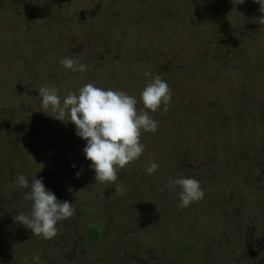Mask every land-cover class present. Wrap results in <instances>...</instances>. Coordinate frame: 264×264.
I'll use <instances>...</instances> for the list:
<instances>
[{"label":"rangeland","instance_id":"obj_1","mask_svg":"<svg viewBox=\"0 0 264 264\" xmlns=\"http://www.w3.org/2000/svg\"><path fill=\"white\" fill-rule=\"evenodd\" d=\"M259 7L255 0H0L4 262L35 264L39 256V264H219L229 250L230 264H244L234 258L252 254L254 236L264 237ZM63 58L87 70L66 69ZM145 73L159 74L171 89L166 110H148L158 130L141 133L143 154L118 169L115 183L96 182L70 112L64 121L53 118L58 113L42 107L38 89L55 87L63 102L94 83L135 96L139 110L151 81ZM150 162L159 165L151 175ZM20 174L29 185L42 178L58 200L73 203L55 238L35 236L13 219L31 204L23 199L29 189L16 183ZM182 177L198 180L204 192L187 207L170 183ZM9 244L27 255L9 252Z\"/></svg>","mask_w":264,"mask_h":264},{"label":"clouds","instance_id":"obj_2","mask_svg":"<svg viewBox=\"0 0 264 264\" xmlns=\"http://www.w3.org/2000/svg\"><path fill=\"white\" fill-rule=\"evenodd\" d=\"M245 0H232L234 5L243 4ZM262 14L256 19L264 25V0H255ZM60 63L73 72H84L86 66L79 59L63 58ZM140 93L143 109L137 108L138 100L121 90L103 89L94 83H87L78 92H69L61 102V97L55 87L42 86L38 95L42 98V107L51 108L58 113L53 117L64 121L66 110L70 112V121L76 126V135L86 141L83 152L91 161L95 171L96 182L115 183L118 179V169L125 168L129 163L139 159L145 146L140 142L142 132H156L158 122L149 114L155 113L161 105L171 101V89L159 74L152 75ZM75 167V165H73ZM159 165L150 162L146 171L154 174ZM77 176L80 172L76 173ZM16 183L22 188L29 189L24 195L25 201L31 202L29 215L19 213L13 219L30 229L35 236L53 239L58 235L57 223L73 216V203L60 201L55 194L48 190L41 179H34L29 185L28 179L20 174ZM173 187L179 186L180 207H187L204 197L200 183L194 178H178L170 181ZM116 192L121 186L116 184ZM35 264L40 257L34 256Z\"/></svg>","mask_w":264,"mask_h":264},{"label":"flooded vegetation","instance_id":"obj_3","mask_svg":"<svg viewBox=\"0 0 264 264\" xmlns=\"http://www.w3.org/2000/svg\"><path fill=\"white\" fill-rule=\"evenodd\" d=\"M262 152H264V149L263 150H261ZM262 154V153H261ZM255 160L257 161L258 160V163L260 162V161H262V160H260V158H259V155H257V157L255 158ZM18 193H20V192H18ZM11 195H15L13 192H11ZM18 195V194H17ZM6 198H3L2 197V200H5ZM10 199V198H9ZM18 200V197H12L11 199H10V201H17ZM5 202V201H4ZM1 204H3V202H1ZM28 204H30V203H28ZM28 204H26V205H28ZM26 205L24 204L23 206H22V208H21V210H19V211H17L18 212V214L23 210V214H25V213H27V212H29L30 210H31V204H30V206L27 208L26 207ZM1 207H2V205H1ZM26 209V210H25ZM3 209L2 208H0V222L2 223V220H3V213L1 212ZM17 214V215H18ZM3 237V238H2ZM259 237H263V236H258L257 238L254 236V238L256 239V242H257V240H258V242H259V244H258V242H257V244H255V250H254V252L252 253V254H245V253H242V254H239L240 255V257H236V258H234V259H236L237 261H241V262H243L244 264H264V244H262V242H264V240H262V241H259ZM6 236H5V234L2 232V231H0V242H5L6 241ZM264 238V237H263ZM5 247H7V249H9V252H11V250H10V248H13L14 250H13V252L17 255H19V256H22V255H24V256H26L27 255V253H28V251H26V250H18L19 249V247L18 246H15V247H11V244H9V245H6ZM199 256H203L202 255V253H199ZM223 258L220 260V262H219V264H230V262L232 261V252H230L229 250H227V254L226 253H224L223 252ZM242 257V258H241ZM25 260H28V258H24ZM233 259V260H234ZM0 264H7L6 262H4V260H3V258L2 257H0Z\"/></svg>","mask_w":264,"mask_h":264},{"label":"trees","instance_id":"obj_4","mask_svg":"<svg viewBox=\"0 0 264 264\" xmlns=\"http://www.w3.org/2000/svg\"><path fill=\"white\" fill-rule=\"evenodd\" d=\"M38 6H39V5H38ZM39 7H40V6H39ZM39 7H38V8H37V7H34V8H35L38 12H40V8H39ZM35 9H34V10H35ZM45 16H47V12H46ZM37 58H39V57H37ZM98 236H99L98 233H97L96 231H93V239H94V240H97ZM2 238H3V237H2Z\"/></svg>","mask_w":264,"mask_h":264}]
</instances>
